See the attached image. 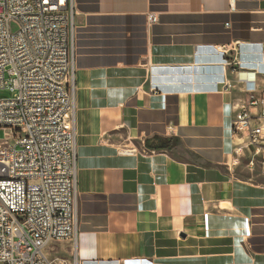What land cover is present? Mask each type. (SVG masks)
Here are the masks:
<instances>
[{
  "label": "crops",
  "instance_id": "1",
  "mask_svg": "<svg viewBox=\"0 0 264 264\" xmlns=\"http://www.w3.org/2000/svg\"><path fill=\"white\" fill-rule=\"evenodd\" d=\"M74 22L77 264H264V171L232 133L238 71L264 94V0H75Z\"/></svg>",
  "mask_w": 264,
  "mask_h": 264
},
{
  "label": "built area",
  "instance_id": "2",
  "mask_svg": "<svg viewBox=\"0 0 264 264\" xmlns=\"http://www.w3.org/2000/svg\"><path fill=\"white\" fill-rule=\"evenodd\" d=\"M74 16L75 0H0V90L12 92L0 97V264H55L46 247L76 238ZM238 79L247 98L234 106L233 152L252 148L248 164L264 171V123H252L264 94L255 71Z\"/></svg>",
  "mask_w": 264,
  "mask_h": 264
},
{
  "label": "rangeland",
  "instance_id": "3",
  "mask_svg": "<svg viewBox=\"0 0 264 264\" xmlns=\"http://www.w3.org/2000/svg\"><path fill=\"white\" fill-rule=\"evenodd\" d=\"M12 92L9 90H0V97H9ZM5 131L0 129V141L5 138ZM247 162V159L245 160ZM253 172L262 174V168L259 163L253 167ZM74 242L71 240H59L50 243L45 252L47 256L54 261L55 264H74Z\"/></svg>",
  "mask_w": 264,
  "mask_h": 264
},
{
  "label": "trees",
  "instance_id": "4",
  "mask_svg": "<svg viewBox=\"0 0 264 264\" xmlns=\"http://www.w3.org/2000/svg\"><path fill=\"white\" fill-rule=\"evenodd\" d=\"M168 146V144H162L161 145V147H167Z\"/></svg>",
  "mask_w": 264,
  "mask_h": 264
}]
</instances>
